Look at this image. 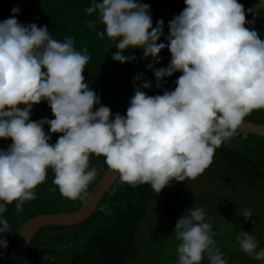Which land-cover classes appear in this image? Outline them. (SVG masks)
Returning <instances> with one entry per match:
<instances>
[{
    "label": "clouds",
    "instance_id": "9594fccd",
    "mask_svg": "<svg viewBox=\"0 0 264 264\" xmlns=\"http://www.w3.org/2000/svg\"><path fill=\"white\" fill-rule=\"evenodd\" d=\"M184 2L186 7L169 21L167 43L159 42L164 21L154 27L150 6L142 0H91L85 9L104 26L96 31L93 19L87 27L118 49L112 59L130 63L135 59L131 53L142 49V58L152 61L146 67L163 89L162 95H148L151 82L142 74L134 76L126 115H113L85 82L90 57L87 49L76 50L73 38L58 41L46 26L21 24L18 6L0 22V140H12L0 149V234L11 232L4 216L7 205L21 212L36 198L49 169L60 193L72 200L88 196L97 175L90 166L93 155L105 157L121 183L148 184L159 194L173 181L203 174L216 149L239 133L245 118L264 110V40L246 27L255 20H246L239 0ZM248 12L262 16L264 0ZM165 48L171 60L156 69ZM177 72L182 75L175 89L164 88V79ZM43 101L55 119L31 120L33 106ZM45 125L62 134L55 144ZM239 215L251 219L253 213L243 209ZM174 232L180 241L177 264H202L205 257L208 264H228L203 207L189 209ZM237 244L264 264V248L258 250L255 236L241 230ZM0 247H8L6 238Z\"/></svg>",
    "mask_w": 264,
    "mask_h": 264
},
{
    "label": "trees",
    "instance_id": "16d2710c",
    "mask_svg": "<svg viewBox=\"0 0 264 264\" xmlns=\"http://www.w3.org/2000/svg\"><path fill=\"white\" fill-rule=\"evenodd\" d=\"M142 2L150 6L154 27L158 20L164 21V36L159 42L167 43L164 37L169 34V21L186 7L184 0ZM90 4L91 0H0V22L12 17V9L18 6L21 11L16 18L21 24L36 23L38 26H46L51 36L58 41L73 38L76 50L82 52L87 49L90 57L83 72L85 82L100 97L101 104L111 108L113 115H126L135 91L134 76L142 74L151 82V88L145 89L148 95H162L163 89L156 86L154 71L146 67L152 61L151 58H142V49L131 53L135 57L133 62L121 64L112 59L118 49L107 37L100 39L96 35V31H102L104 26L99 22L97 14H86L85 9ZM245 15L246 20H253L246 9ZM93 19L97 21L96 31L87 27L86 22ZM246 27L250 30L254 28L264 40L262 26L255 22L254 25ZM124 54L128 56L129 52ZM161 56V62L155 65L156 69L167 67L171 60V53L167 48L162 50ZM180 75L182 73L177 72L172 77H166L164 88L174 90ZM139 85L140 82L137 81L136 86ZM20 107L23 108L22 105ZM45 117L55 119L47 101L34 105L31 120L38 121ZM245 120L264 124V110L253 111ZM44 127L51 135L50 143L55 144L62 134L51 133L48 125ZM11 144V139L6 142L0 140V149L6 150ZM212 162L211 165L216 162L226 173L235 175L237 180L246 182L264 194V138L239 132L229 143L216 149ZM90 166L96 168L98 176L89 185L88 196L84 200L65 198L53 183L54 172L49 169L46 181L35 190L36 198L26 202L21 212L16 211L14 204L7 205L4 216L9 222L11 232L0 234V239L6 238L8 242L6 249L0 247V264H15L16 236L28 220L42 214L74 211L87 202L97 184V178L108 169L103 156L93 155ZM207 169L211 170L210 167ZM169 186L156 194L148 184L133 187L118 180L86 222L74 227H52L39 231L30 245V264H134L139 254L140 225L151 213L152 206L167 197ZM256 240L258 250L264 248V240ZM236 253L244 252L237 250ZM224 258L228 264H261L245 255L240 258L225 255Z\"/></svg>",
    "mask_w": 264,
    "mask_h": 264
},
{
    "label": "rangeland",
    "instance_id": "374dc122",
    "mask_svg": "<svg viewBox=\"0 0 264 264\" xmlns=\"http://www.w3.org/2000/svg\"><path fill=\"white\" fill-rule=\"evenodd\" d=\"M239 3L248 11L255 8L259 0H239ZM251 15L264 28V13L262 16ZM209 167L211 170H205L195 180L171 182L167 197L152 206L151 213L140 225L138 238L142 244L138 245L139 254L134 264H177L176 248L180 241L175 227L179 218L194 207L206 210V222L211 223L216 233V246L223 251L224 257H248L246 253L235 254L241 250L237 244L241 230L264 240V194L226 173L216 162ZM104 174L97 178V184ZM243 209L253 213L251 219L239 215V210ZM202 264H208L207 257Z\"/></svg>",
    "mask_w": 264,
    "mask_h": 264
},
{
    "label": "water",
    "instance_id": "95a60500",
    "mask_svg": "<svg viewBox=\"0 0 264 264\" xmlns=\"http://www.w3.org/2000/svg\"><path fill=\"white\" fill-rule=\"evenodd\" d=\"M239 132L264 138V125L246 120L244 127ZM118 180V174L108 168L87 202L81 208L69 212L39 215L28 220L21 226L16 236L14 244L15 264H30V245L42 229L74 227L90 219L97 210L102 198L114 187Z\"/></svg>",
    "mask_w": 264,
    "mask_h": 264
},
{
    "label": "crops",
    "instance_id": "0c3cea01",
    "mask_svg": "<svg viewBox=\"0 0 264 264\" xmlns=\"http://www.w3.org/2000/svg\"><path fill=\"white\" fill-rule=\"evenodd\" d=\"M255 123V122H254ZM258 124H260V123H258ZM264 125V124H263Z\"/></svg>",
    "mask_w": 264,
    "mask_h": 264
}]
</instances>
